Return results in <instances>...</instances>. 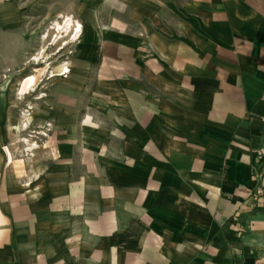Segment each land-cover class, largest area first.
<instances>
[{"label": "crops", "instance_id": "1", "mask_svg": "<svg viewBox=\"0 0 264 264\" xmlns=\"http://www.w3.org/2000/svg\"><path fill=\"white\" fill-rule=\"evenodd\" d=\"M37 5L82 30L20 172ZM0 264H264V0H0Z\"/></svg>", "mask_w": 264, "mask_h": 264}, {"label": "rangeland", "instance_id": "2", "mask_svg": "<svg viewBox=\"0 0 264 264\" xmlns=\"http://www.w3.org/2000/svg\"><path fill=\"white\" fill-rule=\"evenodd\" d=\"M58 10L49 5L32 7L31 13L34 17L31 21L32 48L28 73L33 78V82L30 79L28 86L25 87L23 93L27 91V96L23 100L18 99V93H22L18 92L19 85L16 83L12 87L16 100L15 110L19 111L21 116L18 119L20 127L15 129L10 153L16 160H26V166L16 165V169H20V172L24 167L38 172L42 164L53 157L52 123L49 122L50 119L46 122L44 118L40 119L39 111L52 108L55 81L58 79L54 77L63 76L62 74L66 72L65 63L75 53L74 46L78 40L75 39L77 35L74 36L78 26L73 22L76 27H73L69 33H64L68 22L57 13ZM68 10L69 7H63L64 12ZM60 67L63 69L59 70ZM40 94L42 101L38 100ZM21 113L24 115L22 116Z\"/></svg>", "mask_w": 264, "mask_h": 264}, {"label": "bare ground", "instance_id": "3", "mask_svg": "<svg viewBox=\"0 0 264 264\" xmlns=\"http://www.w3.org/2000/svg\"><path fill=\"white\" fill-rule=\"evenodd\" d=\"M73 27H76L75 24L71 21H68V25L66 26V30L64 31V33H69L73 29ZM60 30H63V28H60Z\"/></svg>", "mask_w": 264, "mask_h": 264}, {"label": "built area", "instance_id": "4", "mask_svg": "<svg viewBox=\"0 0 264 264\" xmlns=\"http://www.w3.org/2000/svg\"><path fill=\"white\" fill-rule=\"evenodd\" d=\"M80 28H81V27H78V29H76V30L74 31V33H75L74 36L77 35V37H76L75 39H78L79 36H80V33H77L78 30H81ZM76 33H77V34H76ZM74 36H73V37H74ZM68 73H69V70H66V72L63 73L62 75L65 76V75L68 74Z\"/></svg>", "mask_w": 264, "mask_h": 264}]
</instances>
